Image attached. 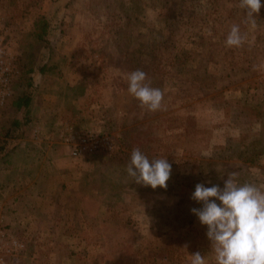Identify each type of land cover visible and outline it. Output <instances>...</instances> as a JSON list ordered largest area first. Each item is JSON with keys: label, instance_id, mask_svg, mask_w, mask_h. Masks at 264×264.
<instances>
[{"label": "rangeland", "instance_id": "1", "mask_svg": "<svg viewBox=\"0 0 264 264\" xmlns=\"http://www.w3.org/2000/svg\"><path fill=\"white\" fill-rule=\"evenodd\" d=\"M69 1L68 11L44 12L52 27L46 42L34 43L20 34L30 30L29 13L36 6L43 9L45 0H0V41L15 57L18 71L13 89L25 88L24 80L20 84L16 80L34 49L36 65L49 60L57 64L45 75L37 73L31 87L35 95L32 106L37 110L44 108L48 113L54 107L63 111L64 115L56 113L48 129L69 119L68 123L87 124L114 140L110 153L100 151L78 157L90 159L101 154L91 182L102 183V190L107 186L117 191L115 213L107 223L103 221L115 227H102V245L116 248L119 254L128 250L133 255L131 264H189L190 255L196 252L205 257L206 264H215L207 226L191 212L192 208L202 207L191 199L195 185L223 188L230 173H235L242 184L261 187L264 182V151L259 153L264 147V60L251 56L253 48L245 41L239 47L225 45L234 24L239 25L245 40L252 34L245 10L238 0H170V5L166 0V10L157 14L154 9L159 2L154 0L157 3L148 12L130 11L131 4L125 2L123 6H128L130 15L124 17L125 7L119 6L120 0H97V11L87 5L88 0H82L85 10L78 0ZM174 12L180 22L173 20ZM261 43L264 46L263 37ZM26 52L31 55L25 56ZM247 64L250 68L256 65L249 75L259 79H248L246 70L237 69ZM226 66L234 67L225 72ZM137 69L147 74L146 84L163 92L161 109L149 111L129 94L127 75ZM243 89L249 93L245 101H225V92L238 96ZM71 96H78L77 104L87 112L88 119L65 115L67 103L63 98ZM100 101L103 104L99 105ZM14 111L0 106V142L7 135L5 128H11L3 124ZM225 123L241 126L236 142H223L226 133L237 134ZM40 124L35 125L39 133L49 131ZM210 137L217 144L206 149ZM174 146L182 149L173 150ZM134 148L150 160L166 158L171 164L166 189L131 181L126 168ZM104 153L110 156L104 158ZM243 157L252 161L244 162ZM100 173L103 177L107 174L104 183L97 177ZM129 188L134 190V195L128 197L130 202L122 193ZM144 203L156 213L148 221ZM1 226L7 230L6 225ZM121 262L129 264L124 259Z\"/></svg>", "mask_w": 264, "mask_h": 264}, {"label": "crops", "instance_id": "2", "mask_svg": "<svg viewBox=\"0 0 264 264\" xmlns=\"http://www.w3.org/2000/svg\"><path fill=\"white\" fill-rule=\"evenodd\" d=\"M78 1L82 3V7L85 10L83 1ZM157 1L159 4L154 11L157 14H161L166 10L167 1ZM168 4L170 5V0ZM87 5H93V11H97L100 3L97 0H88ZM261 5L259 13L254 14L255 17H253L255 24L253 25L249 21L252 34H249L250 36L245 42L253 48V51H249L251 56H256L262 61L264 60V46L261 43V37L264 38V0H261ZM69 7V0H45L43 9L36 6L29 13L31 26L30 28L28 26V29H32L34 20L39 15L44 14V12L49 14L59 10V12H62L64 9L68 11ZM146 10L148 12L149 7ZM77 15L78 20L79 14ZM2 16H0V20L3 19ZM179 19L177 12H174L173 20L180 22ZM166 23L167 20H165L164 24ZM161 25L163 26V24ZM20 35H24V33ZM230 67L226 66L225 72ZM67 68L70 69L68 64ZM255 68L256 65L250 68L248 64L242 68L237 67L238 70H246V73L248 72V79L256 78L249 75V70H254ZM77 73L80 74L79 72ZM36 74V72L31 74L33 80L36 78ZM257 79H259L258 76ZM253 82L256 85L260 84V82ZM36 84L37 82L35 81L34 85ZM255 89H258V87H254ZM15 91L16 89H13L14 94L18 90ZM243 91L244 93L241 92L238 96H228L225 92V101H233L235 99L245 101V98H247L246 94L249 93H245L244 89ZM33 97L28 108L29 120L27 122L21 121L25 110L12 107L11 110L15 111L3 124L11 125V128H5L6 131L10 130L9 134L10 132L11 134L8 135L7 131L8 136L2 137L5 145L0 150V222L6 225L7 230H5L19 244L16 252L7 257L5 264H123L121 262L123 259L131 264L133 255L128 250L124 254H119L114 248L115 251L112 253V246L107 247L101 243L102 227H115L114 225L104 224L103 221L107 223L108 219L111 218V214L115 213L113 200L117 197L116 190L109 189L105 185L102 190V183L91 182L96 177L93 170L98 166L100 159L98 157L101 154L90 159L72 157L69 149L57 141L59 132L65 127V123L69 122L67 121L69 119H65L60 124H54L55 126L48 129L51 125L50 123L57 117L56 113L60 111L62 114L63 111L61 108L52 107L48 110V113H44V108H38L40 111L38 112L37 108L32 106ZM60 97L63 96L61 95ZM77 97L71 96L68 100L65 97L63 98L65 103H67L65 115L71 114L76 117L80 115L88 119L84 108L78 106ZM83 98L85 97L83 96ZM90 100L92 99L89 98ZM254 100L256 99L254 98ZM96 104H93V106H96ZM100 104L103 103L100 101ZM6 109L9 108L6 107ZM227 112L225 109V117H227ZM245 113L249 116V113ZM249 117L253 119L251 114ZM13 118L20 120L18 126L11 124V119ZM71 122L68 124L74 127H88L87 124L83 126L82 123ZM40 123H42V126H46L44 130L49 131H44L45 133L43 134L39 133L35 125ZM63 123L64 126L62 125ZM230 124L225 123L227 128H232L237 134L226 133L223 141L225 144L227 142H236V137L242 131L240 125ZM9 125H6V127ZM35 131L36 133H34ZM210 138L207 144L205 143L207 145L206 149H212L217 144L214 138ZM178 147L174 146L173 150L180 151L182 149ZM103 155L104 158L110 156L108 153ZM175 172L179 173V170ZM101 173L97 177H100V180L104 183L107 174H103L105 175L103 177ZM261 187L264 188V182L262 181ZM122 193L126 197V201H128V197L134 195V190L129 188V190L126 189ZM142 208L147 215L145 216L147 221L153 214L156 215L155 211L150 206L145 205V203ZM132 246L130 245L129 247Z\"/></svg>", "mask_w": 264, "mask_h": 264}, {"label": "clouds", "instance_id": "3", "mask_svg": "<svg viewBox=\"0 0 264 264\" xmlns=\"http://www.w3.org/2000/svg\"><path fill=\"white\" fill-rule=\"evenodd\" d=\"M261 6V0H239V7L253 25L254 14L259 13ZM244 41L239 25H232L225 45L239 47ZM146 75L139 69L129 73L128 92L140 101L141 107L157 111L162 108L163 92L146 84ZM126 171L137 184L166 189L171 164L166 158L150 160L139 148H134ZM191 199L202 205L191 212L201 225L207 226L215 264H264V188L252 183L240 184L236 174L230 173L223 188L197 183ZM190 256L189 264H206L200 252Z\"/></svg>", "mask_w": 264, "mask_h": 264}, {"label": "built area", "instance_id": "4", "mask_svg": "<svg viewBox=\"0 0 264 264\" xmlns=\"http://www.w3.org/2000/svg\"><path fill=\"white\" fill-rule=\"evenodd\" d=\"M14 60L15 57L0 41V106L4 105L13 93V79L18 73ZM58 138L68 147L70 155L75 158L89 156L100 151L111 152L115 145L110 136L100 131L86 126L74 127L67 123L59 132ZM18 246V242L8 234L0 222V264H5L7 257L13 255Z\"/></svg>", "mask_w": 264, "mask_h": 264}, {"label": "trees", "instance_id": "5", "mask_svg": "<svg viewBox=\"0 0 264 264\" xmlns=\"http://www.w3.org/2000/svg\"><path fill=\"white\" fill-rule=\"evenodd\" d=\"M121 2L118 3L119 6H123L124 3L127 1H123L120 0ZM157 2L154 0H132L131 2V8L130 11H138L139 9L144 10L147 9L148 7H153L155 6ZM130 4V2H129ZM125 8H123V15L124 17H128L130 14L128 12L127 7L128 6H123ZM57 18L60 20L61 18L59 16H57ZM62 20V19H61ZM51 21L46 17V15L41 14L39 15L33 22L32 25V29L29 30L26 34H24V36L26 37H30L32 39V41L38 42V43H42V42H46V38L50 32V28H51ZM35 45V44H34ZM21 47V44H20ZM22 48H21V52H22ZM34 49H33V53L31 55V53L29 52V54L26 52V55H31V58L29 60V62L25 65V67L21 68L20 71V76L18 78L17 83H21V80L25 81V88L23 90H16L15 94L13 93L4 103V107H7L9 109H11L12 107H15L16 109L18 108H23L24 111V116L21 118V121L24 120V123L27 122L29 120V107H30V103L32 100V83H33V77L31 76V74L33 72L39 73L41 75H45L46 73H49V71H53L55 70V67L57 68V64L55 62H53V60H49L47 62H41L39 65H36L35 62V56H34ZM29 88H31V90H28ZM19 119L13 118L11 119V124L13 126H18L19 125ZM4 127V126H3ZM4 129V128H3ZM5 143L4 141L0 142V150L3 149ZM261 151L259 153H263L264 151V147L260 148ZM229 159V158H227ZM242 161L244 162H251L252 158L249 157H243L241 158ZM115 249H112V251H114ZM121 251V250H120ZM122 254V252L120 253Z\"/></svg>", "mask_w": 264, "mask_h": 264}]
</instances>
